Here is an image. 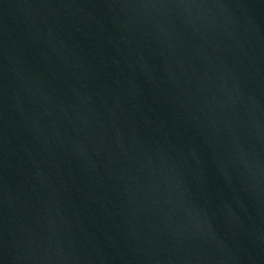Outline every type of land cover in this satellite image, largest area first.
<instances>
[{
    "label": "water",
    "instance_id": "95a60500",
    "mask_svg": "<svg viewBox=\"0 0 264 264\" xmlns=\"http://www.w3.org/2000/svg\"><path fill=\"white\" fill-rule=\"evenodd\" d=\"M0 264H264V0H0Z\"/></svg>",
    "mask_w": 264,
    "mask_h": 264
}]
</instances>
